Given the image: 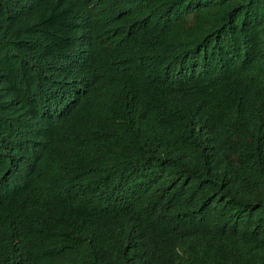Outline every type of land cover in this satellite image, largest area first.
Listing matches in <instances>:
<instances>
[{
	"label": "trees",
	"instance_id": "obj_1",
	"mask_svg": "<svg viewBox=\"0 0 264 264\" xmlns=\"http://www.w3.org/2000/svg\"><path fill=\"white\" fill-rule=\"evenodd\" d=\"M0 264H264V0H0Z\"/></svg>",
	"mask_w": 264,
	"mask_h": 264
}]
</instances>
